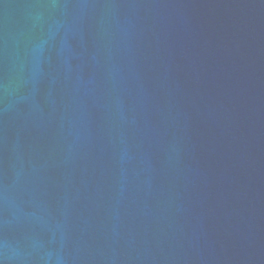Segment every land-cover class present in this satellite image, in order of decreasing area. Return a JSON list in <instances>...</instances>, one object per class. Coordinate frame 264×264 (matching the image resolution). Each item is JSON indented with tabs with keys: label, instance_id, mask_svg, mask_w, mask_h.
Segmentation results:
<instances>
[{
	"label": "water",
	"instance_id": "obj_1",
	"mask_svg": "<svg viewBox=\"0 0 264 264\" xmlns=\"http://www.w3.org/2000/svg\"><path fill=\"white\" fill-rule=\"evenodd\" d=\"M0 264H264V0H0Z\"/></svg>",
	"mask_w": 264,
	"mask_h": 264
}]
</instances>
